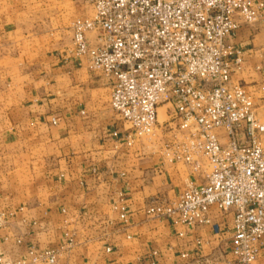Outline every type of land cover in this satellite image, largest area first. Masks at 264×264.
<instances>
[{
  "label": "crops",
  "instance_id": "crops-1",
  "mask_svg": "<svg viewBox=\"0 0 264 264\" xmlns=\"http://www.w3.org/2000/svg\"><path fill=\"white\" fill-rule=\"evenodd\" d=\"M93 17L86 0H0V264H47L34 259L69 240L57 264H151L153 252L156 264H233L230 234L147 218L154 198L180 196L190 171L114 135L110 81L72 53V24ZM97 37L87 34L94 47ZM229 43L244 52L237 81L264 120V12Z\"/></svg>",
  "mask_w": 264,
  "mask_h": 264
},
{
  "label": "built area",
  "instance_id": "built-area-1",
  "mask_svg": "<svg viewBox=\"0 0 264 264\" xmlns=\"http://www.w3.org/2000/svg\"><path fill=\"white\" fill-rule=\"evenodd\" d=\"M86 1L94 17L72 24V53L110 81V106L122 123L114 135L125 133L126 146L140 142L190 171L180 196L154 198L147 218L230 234L233 264H257L264 252V120L237 81L245 56L229 40L259 21L264 0ZM88 33L98 34L97 46ZM120 210L129 223L126 207ZM215 211L231 217L229 228L214 221ZM7 223L0 210V230ZM74 245L69 240L34 262L57 264ZM157 257L153 252L151 264Z\"/></svg>",
  "mask_w": 264,
  "mask_h": 264
},
{
  "label": "rangeland",
  "instance_id": "rangeland-1",
  "mask_svg": "<svg viewBox=\"0 0 264 264\" xmlns=\"http://www.w3.org/2000/svg\"><path fill=\"white\" fill-rule=\"evenodd\" d=\"M159 120H160V122H163L165 120V109L159 110Z\"/></svg>",
  "mask_w": 264,
  "mask_h": 264
}]
</instances>
